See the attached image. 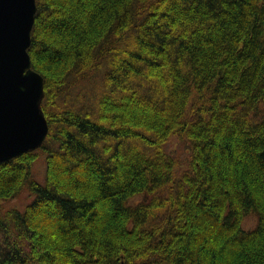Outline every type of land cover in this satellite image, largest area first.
<instances>
[{
    "label": "trees",
    "instance_id": "obj_1",
    "mask_svg": "<svg viewBox=\"0 0 264 264\" xmlns=\"http://www.w3.org/2000/svg\"><path fill=\"white\" fill-rule=\"evenodd\" d=\"M36 5L49 131L0 164V264H264V0Z\"/></svg>",
    "mask_w": 264,
    "mask_h": 264
},
{
    "label": "water",
    "instance_id": "obj_2",
    "mask_svg": "<svg viewBox=\"0 0 264 264\" xmlns=\"http://www.w3.org/2000/svg\"><path fill=\"white\" fill-rule=\"evenodd\" d=\"M36 11V0H0V164L38 150L49 131L28 53Z\"/></svg>",
    "mask_w": 264,
    "mask_h": 264
},
{
    "label": "rangeland",
    "instance_id": "obj_3",
    "mask_svg": "<svg viewBox=\"0 0 264 264\" xmlns=\"http://www.w3.org/2000/svg\"><path fill=\"white\" fill-rule=\"evenodd\" d=\"M98 93L97 83H93L91 81L84 82L81 84L71 96L75 97L78 101V106L86 107L88 104L93 103ZM80 102V104H79ZM68 104H72L71 101ZM77 104V103H76ZM167 151H173L174 155L183 163V160L187 156L186 149L184 143L175 142V140H171L164 147ZM45 154L42 151H37L36 159L32 165V178L39 184H44V171H45ZM32 196H28L27 193H22L15 199H11L3 203V207L10 209L14 208L17 210H23L25 206L33 201ZM141 199V197L135 198L133 201L137 202ZM256 218L253 215L247 216L244 218L242 222V226L244 229H252L256 225Z\"/></svg>",
    "mask_w": 264,
    "mask_h": 264
},
{
    "label": "snow or ice",
    "instance_id": "obj_4",
    "mask_svg": "<svg viewBox=\"0 0 264 264\" xmlns=\"http://www.w3.org/2000/svg\"><path fill=\"white\" fill-rule=\"evenodd\" d=\"M27 78L26 77H22L21 80H26Z\"/></svg>",
    "mask_w": 264,
    "mask_h": 264
}]
</instances>
